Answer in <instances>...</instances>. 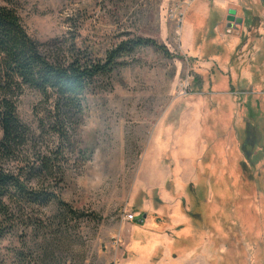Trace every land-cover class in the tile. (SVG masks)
<instances>
[{
  "label": "rangeland",
  "instance_id": "374dc122",
  "mask_svg": "<svg viewBox=\"0 0 264 264\" xmlns=\"http://www.w3.org/2000/svg\"><path fill=\"white\" fill-rule=\"evenodd\" d=\"M10 6L58 61L78 51L104 59L135 38L169 54L140 48L121 59L96 82L71 131L58 194L98 220L65 227L56 203L36 209L31 223L1 241L3 264H264L261 0ZM229 11L242 23L229 28ZM18 106L36 146L55 149L44 95L28 88Z\"/></svg>",
  "mask_w": 264,
  "mask_h": 264
},
{
  "label": "trees",
  "instance_id": "16d2710c",
  "mask_svg": "<svg viewBox=\"0 0 264 264\" xmlns=\"http://www.w3.org/2000/svg\"><path fill=\"white\" fill-rule=\"evenodd\" d=\"M3 1L6 5L0 7V244L6 234H17L20 226L31 223L36 209L53 203L58 205L57 218L65 227L85 217L98 220L93 213L77 212L58 194L70 164L66 155L73 139L71 131L83 117L96 82L121 68L125 64L121 59L140 48L151 47L163 55L169 54L165 46L150 38H135L116 45L104 59L78 51L58 61L44 55L39 43L28 34L10 6L13 0ZM28 88L41 92L53 106L52 132L58 136L59 145L49 153L36 146L30 129L19 118L18 102Z\"/></svg>",
  "mask_w": 264,
  "mask_h": 264
},
{
  "label": "water",
  "instance_id": "95a60500",
  "mask_svg": "<svg viewBox=\"0 0 264 264\" xmlns=\"http://www.w3.org/2000/svg\"><path fill=\"white\" fill-rule=\"evenodd\" d=\"M235 11H229V14H231V16L228 18V21H229V25H228V27L229 28H232L233 26H232V23L233 22H236L237 24H241L242 23V21H241V19H236V18H234V16H235Z\"/></svg>",
  "mask_w": 264,
  "mask_h": 264
},
{
  "label": "crops",
  "instance_id": "0c3cea01",
  "mask_svg": "<svg viewBox=\"0 0 264 264\" xmlns=\"http://www.w3.org/2000/svg\"><path fill=\"white\" fill-rule=\"evenodd\" d=\"M261 7H262V5H261ZM263 11V10H262ZM264 13V12H263ZM246 75H247V73H246ZM245 75V76H246ZM248 77L247 78H249V79H251V81H253V78H250L251 77V74L249 73V75H247ZM255 79V78H254ZM254 81H256V79L254 80Z\"/></svg>",
  "mask_w": 264,
  "mask_h": 264
},
{
  "label": "built area",
  "instance_id": "2783aa9c",
  "mask_svg": "<svg viewBox=\"0 0 264 264\" xmlns=\"http://www.w3.org/2000/svg\"><path fill=\"white\" fill-rule=\"evenodd\" d=\"M261 5H262L263 12H264V0H261Z\"/></svg>",
  "mask_w": 264,
  "mask_h": 264
}]
</instances>
